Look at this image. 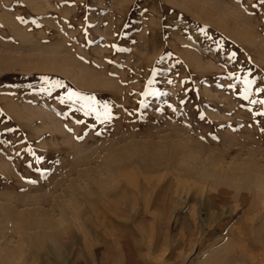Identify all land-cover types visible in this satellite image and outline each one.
<instances>
[{
	"label": "rangeland",
	"instance_id": "rangeland-1",
	"mask_svg": "<svg viewBox=\"0 0 264 264\" xmlns=\"http://www.w3.org/2000/svg\"><path fill=\"white\" fill-rule=\"evenodd\" d=\"M261 101L264 0H0V264L264 261Z\"/></svg>",
	"mask_w": 264,
	"mask_h": 264
},
{
	"label": "bare ground",
	"instance_id": "bare-ground-1",
	"mask_svg": "<svg viewBox=\"0 0 264 264\" xmlns=\"http://www.w3.org/2000/svg\"><path fill=\"white\" fill-rule=\"evenodd\" d=\"M263 249H264V248H263ZM263 249H262V250H263ZM259 250H260V249H259ZM260 251H261V250H260ZM260 253H261V252H260ZM263 253H264V250H263ZM263 253H262V254H263ZM258 254H259V253H258ZM262 254H261V255H262ZM259 256H260V255H259ZM262 256H264V255H262ZM239 258H240V257H239ZM240 259H241V258H240ZM247 260H248V258H247ZM242 261H243V260H242ZM244 261H245V260H244ZM241 263H242V262H241ZM245 264H246V263H245ZM247 264H248V263H247ZM249 264H264V261H260V262L258 261V263H257V261L251 259V261H250Z\"/></svg>",
	"mask_w": 264,
	"mask_h": 264
},
{
	"label": "snow or ice",
	"instance_id": "snow-or-ice-1",
	"mask_svg": "<svg viewBox=\"0 0 264 264\" xmlns=\"http://www.w3.org/2000/svg\"><path fill=\"white\" fill-rule=\"evenodd\" d=\"M262 104H264V101H261Z\"/></svg>",
	"mask_w": 264,
	"mask_h": 264
}]
</instances>
